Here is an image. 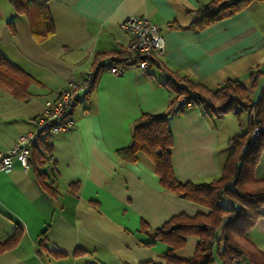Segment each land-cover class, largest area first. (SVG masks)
Segmentation results:
<instances>
[{
	"label": "crops",
	"instance_id": "1",
	"mask_svg": "<svg viewBox=\"0 0 264 264\" xmlns=\"http://www.w3.org/2000/svg\"><path fill=\"white\" fill-rule=\"evenodd\" d=\"M212 1L49 0L55 33L43 41L33 38L25 15L6 7L0 32L8 35L9 44L2 54L35 81L26 98L0 85V151H10L19 136L35 129L34 119L47 99L56 98L70 81H82L96 66L103 68L90 96H81L70 111L74 128L51 132L35 144L41 160L31 154L29 169L15 160L10 171L0 172V241L23 229L18 244L0 252V264L159 261L168 246L155 240L154 230L181 213L209 212L163 187L146 153L130 160L119 150L132 143L141 114L167 113L178 98L168 85L171 74L212 91L229 80L249 87L255 74L251 99L262 96L264 1H253L204 29L189 28L194 12ZM131 16H145L162 28L165 56L160 65H129L116 74L113 62L131 42L121 24ZM169 127L178 181L209 183L220 178L233 151L231 139L248 132L249 111L219 116L197 102L175 111ZM263 155L255 169L258 180H264V173L259 176ZM247 237L264 252V208ZM51 249L63 254L55 256Z\"/></svg>",
	"mask_w": 264,
	"mask_h": 264
},
{
	"label": "trees",
	"instance_id": "2",
	"mask_svg": "<svg viewBox=\"0 0 264 264\" xmlns=\"http://www.w3.org/2000/svg\"><path fill=\"white\" fill-rule=\"evenodd\" d=\"M49 0H10L17 14L25 15L29 21L33 38L43 41L52 37L55 27L48 9ZM253 1L264 0H213L205 7L194 12V20L189 28L204 29L213 23L228 18L246 8ZM126 50L113 62V67L124 69L129 66L125 59ZM118 65V66H117ZM157 65H160L158 63ZM111 66V67H112ZM120 66V67H119ZM98 65L94 70V80L102 70ZM251 85L245 87L239 81L229 80L220 89L212 91L186 78H177L171 74L168 85L177 96L196 93L195 103L205 105L207 111L216 115L240 110L249 111L250 127L248 132L231 139L230 155L219 179L209 183H181L173 169V135L169 127V118L177 109L175 99L167 113H143L135 121L132 131V143L119 150V154L135 160L139 152L146 153L155 165L163 187L176 196L209 208V212L173 216L163 226L154 230V238L168 246V251L159 261L145 264H212L218 255L221 264H238L245 257L249 264H264V252L248 239L247 233L263 215L264 180L255 178V169L260 155L264 151V89L257 101L251 96L257 87V76L252 74ZM35 79L13 64L0 52V85L15 96L26 98L29 86ZM259 124L262 131L253 138V131ZM50 151V146H47ZM32 158L40 157V151L32 148ZM31 159V157H30ZM38 159V160H39ZM39 160V161H40ZM42 164V161L40 162ZM223 201H227L225 204ZM148 228V227H147ZM23 236L22 227L4 241H0V252L18 244ZM197 238L193 257L181 258L177 252L183 249L189 237ZM44 239L40 241L43 247ZM146 245H151L147 243ZM55 256L63 253L48 250Z\"/></svg>",
	"mask_w": 264,
	"mask_h": 264
},
{
	"label": "built area",
	"instance_id": "3",
	"mask_svg": "<svg viewBox=\"0 0 264 264\" xmlns=\"http://www.w3.org/2000/svg\"><path fill=\"white\" fill-rule=\"evenodd\" d=\"M121 27L131 36L125 54L128 65L146 69L161 62L165 56L166 45L162 28L158 24L145 16H131L122 22ZM111 70L116 74L123 73V69L118 67ZM93 78L94 72H91L81 82L70 81L56 98L46 100L44 109L34 119L35 129L19 136L10 151H0V172L10 171L15 160L19 161L24 169H29L31 150L35 144L45 139L51 132H67L74 128L75 120L71 117L70 111L81 96L85 98L90 96ZM194 96L195 92L180 95L176 111L193 107ZM261 131V126L256 124L253 138H257Z\"/></svg>",
	"mask_w": 264,
	"mask_h": 264
},
{
	"label": "rangeland",
	"instance_id": "4",
	"mask_svg": "<svg viewBox=\"0 0 264 264\" xmlns=\"http://www.w3.org/2000/svg\"><path fill=\"white\" fill-rule=\"evenodd\" d=\"M11 3L9 0H0V23L3 21L2 16H6L8 12L6 11V7H11ZM6 11V12H5ZM8 35L4 33V35L0 32V52L2 53L1 49L7 54L6 47L9 44L7 40ZM2 47V48H1ZM81 82V81H79ZM52 98V97H51ZM50 98V99H51ZM243 117L246 119L248 115L246 112L243 114ZM259 176H262L264 173V155L262 157L261 166L259 168ZM223 203L227 204V201H223ZM196 240L197 238L194 236L189 237L186 246L177 252V255L181 258L189 259L194 256L196 250ZM212 264H221L218 255H216L215 260ZM238 264H249L247 259L243 257L238 261Z\"/></svg>",
	"mask_w": 264,
	"mask_h": 264
},
{
	"label": "bare ground",
	"instance_id": "5",
	"mask_svg": "<svg viewBox=\"0 0 264 264\" xmlns=\"http://www.w3.org/2000/svg\"><path fill=\"white\" fill-rule=\"evenodd\" d=\"M118 66V65H117ZM120 67V66H119ZM101 68V67H100ZM51 141V140H50ZM42 149H44V148H42Z\"/></svg>",
	"mask_w": 264,
	"mask_h": 264
}]
</instances>
